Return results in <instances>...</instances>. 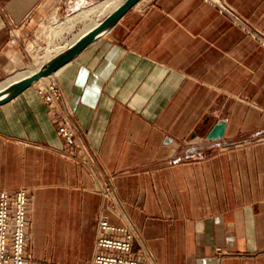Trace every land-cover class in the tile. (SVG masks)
I'll list each match as a JSON object with an SVG mask.
<instances>
[{"label":"crops","instance_id":"crops-1","mask_svg":"<svg viewBox=\"0 0 264 264\" xmlns=\"http://www.w3.org/2000/svg\"><path fill=\"white\" fill-rule=\"evenodd\" d=\"M101 2L0 0V90L45 22ZM224 6L264 39V0H142L54 74L78 145L36 84L0 106V191L30 193L31 264H92L102 216L154 264H264V43Z\"/></svg>","mask_w":264,"mask_h":264},{"label":"built area","instance_id":"built-area-1","mask_svg":"<svg viewBox=\"0 0 264 264\" xmlns=\"http://www.w3.org/2000/svg\"><path fill=\"white\" fill-rule=\"evenodd\" d=\"M223 12L242 26L245 31L264 43L261 36L247 25H243L237 15L227 7ZM37 92L49 105L51 115L58 124V134L68 147L78 145L77 127L71 120L64 92L54 75L36 83ZM30 193L26 188L15 191H0V264H31L33 257L28 250ZM96 253L92 264H154L153 255H137L133 244L136 233L127 227L112 224L107 217L99 218Z\"/></svg>","mask_w":264,"mask_h":264},{"label":"water","instance_id":"water-1","mask_svg":"<svg viewBox=\"0 0 264 264\" xmlns=\"http://www.w3.org/2000/svg\"><path fill=\"white\" fill-rule=\"evenodd\" d=\"M142 0H124L113 12L107 15L102 22L96 27L92 28L86 35L77 40L73 45H70L58 54L47 59L41 68L34 72L31 76L22 78L19 81L13 82L0 90V106L5 105L17 98L20 93L33 87L41 79L56 74L64 66L75 59L82 51H84L89 44L100 39L111 30L121 18L131 11ZM227 122L220 120L216 123L207 134V140L218 141L225 136Z\"/></svg>","mask_w":264,"mask_h":264},{"label":"rangeland","instance_id":"rangeland-1","mask_svg":"<svg viewBox=\"0 0 264 264\" xmlns=\"http://www.w3.org/2000/svg\"><path fill=\"white\" fill-rule=\"evenodd\" d=\"M105 1L106 0L102 1L101 3H105ZM110 1V3L109 0L106 1L108 2L109 7H104V9L99 8V5L96 4L97 8H95V11L93 12L95 13L93 16L94 18L90 12L87 16L85 15V17H73V14H71L65 17H54L53 19L45 22V25H43L42 28L36 33L37 45L30 48L31 57L29 59V67L24 70L26 71L29 69L33 70L40 68L42 65L41 59L50 57V55L54 54V51L60 50V48H63V46H68V44L71 43L74 38L78 37L79 33L83 32L89 24L91 25L102 21V18H104L110 11H113L112 8L115 9L117 6L121 5L124 0ZM75 13L76 12H74V14ZM69 17L72 19L67 20ZM60 23H62L60 26H56ZM35 57H39L40 61L34 62L33 60Z\"/></svg>","mask_w":264,"mask_h":264},{"label":"bare ground","instance_id":"bare-ground-1","mask_svg":"<svg viewBox=\"0 0 264 264\" xmlns=\"http://www.w3.org/2000/svg\"><path fill=\"white\" fill-rule=\"evenodd\" d=\"M102 1H104V0H102ZM107 1V0H106ZM105 1V3H100L99 5V8H103L104 9V7H109V5H108V2H106ZM113 1V0H112ZM123 1V0H122ZM111 1L109 0V3H110ZM113 3H115V2H113ZM119 5V4H118ZM115 6V5H114ZM117 6V5H116ZM118 7V6H117ZM116 7V8H117ZM97 8V7H96ZM115 8V7H114ZM106 9V8H105ZM90 10V9H89ZM88 10V11H89ZM94 11H95V9H93ZM112 10H113V8H112ZM98 11V10H97ZM96 11V12H97ZM101 11H104V10H101ZM84 12V11H83ZM91 12H92V10H91ZM82 13V12H81ZM100 13V12H99ZM95 14V13H94ZM94 14H92L93 16H94ZM83 15V14H82ZM81 15V16H82ZM84 16V15H83ZM92 16V17H93ZM80 17V16H79ZM97 17V16H96ZM70 18V17H69ZM94 18V17H93ZM80 19V18H79ZM67 20H69V19H67ZM95 21V20H94ZM90 23V22H89ZM62 24V23H61ZM100 23H95V24H89L88 25V27H87V29L84 31V32H82L83 34H80L81 36H80V38H82L84 35H86L87 33H88V31H90L92 28H94V27H96L97 25H99ZM85 29V28H84ZM78 38V37H77ZM80 38H78V40L80 39ZM74 40H76L77 41V39H74ZM75 41V42H76ZM74 42V43H75ZM73 43V42H72ZM71 45V44H70ZM69 45V46H70ZM73 45V44H72ZM64 47V46H63ZM68 47V46H67ZM66 48V47H65ZM64 49V48H63ZM62 49V50H63ZM61 50V49H60ZM57 52V51H56ZM55 52V53H56ZM61 52V51H60ZM58 54V53H57ZM49 58H51V56L50 57H46V58H43V59H41V62H42V64L43 63H45L46 61H47V59H49ZM34 62H38V61H40V58L39 57H35L34 58V60H33ZM41 68V67H40ZM40 68H38V69H33V70H31V69H29V70H26L24 73H21V74H19L18 75V77H16L15 79L17 80V81H19V80H21L22 78H25V77H28V76H31L34 72H36V71H38ZM14 82H16V81H14ZM13 83V82H12Z\"/></svg>","mask_w":264,"mask_h":264}]
</instances>
